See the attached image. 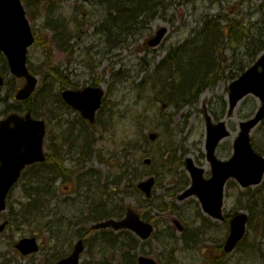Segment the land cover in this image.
<instances>
[{
	"label": "rangeland",
	"instance_id": "obj_1",
	"mask_svg": "<svg viewBox=\"0 0 264 264\" xmlns=\"http://www.w3.org/2000/svg\"><path fill=\"white\" fill-rule=\"evenodd\" d=\"M83 2L84 0H35V9L31 11L33 18L30 20L31 27L39 37L42 36V41L30 48L28 62L31 63V73L39 77L40 85L28 106L34 109L32 111L34 118L43 119L47 124L45 151L49 157L56 158L60 154L61 160L65 156L67 161L64 165L68 168L64 170H70L66 172L67 175L85 169L88 178H85L84 183L80 182L81 186L87 182H94L96 178L100 179L101 183H97L85 197H80L81 191L77 193L75 183L72 185L71 182L62 179L60 185L62 190L57 193V199L41 214L42 220H38L34 216H19L20 204L28 202L25 194L33 180V170L26 172L10 194L8 211L0 215V223L10 219L13 221L9 230L0 239V264H52L57 257L66 256L71 251L69 245L75 243L73 240L76 232L83 228L82 225L76 224L79 223V220H76L78 216L83 214L86 217L88 213L94 212L93 204L97 203L100 196L106 197L105 185L118 173L129 168L128 180L147 174L148 169L140 163L144 154L153 157L154 171L158 172H162L164 167L161 166V159H166L167 154L171 160L175 158L169 167L174 168L178 181L179 174L188 175L184 163L187 158H192L198 166L207 169L208 175L211 165L206 160L204 150L207 134L206 113L214 122L218 119L228 122L232 134L217 150L219 158L227 159L231 154L232 142L238 135L240 123L259 109L258 99L247 96L238 105L235 113L229 116L227 96L231 82L229 73L233 65L234 69L238 70V63L241 60L244 63L251 62L253 46L257 45L258 38L264 37L262 32L264 0H171L166 9L159 11L144 28L135 27L133 31L117 37L112 44L110 42L114 32L103 34L99 25L92 26L90 22L93 19L100 21L98 12L104 18L102 10L95 7L87 8ZM211 16L221 21L219 23L221 27L239 22L240 29L248 38L237 43L222 39L223 44L219 51L222 55H227L228 62L221 67L223 71L214 84L204 86L189 102L177 108L171 101L154 100L151 81H157L159 75L165 76L169 69L172 73L175 71V66L173 70L170 67L166 68L169 56L177 50H183L193 40H198L202 34V21ZM54 18L64 22L66 26L64 37H67L64 39H67L73 48L72 53L60 50L58 44H55L54 31L45 27V20L47 22L48 19L55 20ZM161 27H168L167 38L156 49L148 47V40ZM202 39L203 36L200 44ZM52 69L58 72L59 78L63 75L61 78L64 85L73 84L79 88L94 85L104 88L106 97L98 116L100 123L107 124L103 132L100 127L94 132L87 126L86 121L81 120L78 113L62 103L59 94L63 83L51 77L47 78V72ZM0 73L8 77V85L0 90V115L6 112H19L25 115L27 104L14 103L8 97L24 86V81L9 75L1 56ZM171 82L179 84L175 80ZM149 132L160 135L159 140L147 142ZM83 134L90 136L93 141L96 140L91 148V154L84 161L83 156L80 158L77 156L82 151L80 145L83 143L81 139ZM251 140L264 153V122L253 131ZM91 170L92 174L89 173ZM172 182L169 178L158 179L152 197L153 206L141 209L138 208L136 201L138 198L143 201L142 195H136V199L126 198L128 193L126 181L118 185V188L110 185L109 189L112 195L116 194L113 190L117 193L122 191L120 196H125L123 205L131 204L141 213H146L145 217L156 223L160 237L171 242L169 244L171 246L167 247L157 242L151 243L146 247L149 256L157 260L158 256H161L164 264H216V260L214 262L212 260L214 248L227 234L223 224L220 223L216 227L218 228L216 240L208 246L201 247L199 252L192 251L189 247H185L184 250L183 244L178 242L180 233H175L172 228L169 229L176 236L172 238L167 234L169 229L165 227L171 224L170 220L173 218L181 220L177 211L184 219L194 220L195 214L199 211L198 201L191 200L186 204H180L168 195L174 187ZM65 200L75 202L65 205ZM164 201L166 206L171 203L174 207L164 212L155 207L162 206ZM255 201L259 209L263 210L264 186L246 193L232 183L226 192L225 209L229 214L234 211L250 213V207ZM196 221L200 222L199 219ZM82 224L86 228H90L91 225ZM248 230L243 244L227 258L223 257L222 264H264V220L254 218ZM90 231L84 234L87 235V239ZM32 236L39 239L41 251L25 257L16 250L15 244L21 238ZM94 236V233L91 234V240ZM132 245L136 244L133 242ZM134 254L137 257L140 252H132L131 256ZM170 254L175 257L173 263L169 260ZM95 255L97 252L93 248H88L82 256L81 264H91Z\"/></svg>",
	"mask_w": 264,
	"mask_h": 264
},
{
	"label": "water",
	"instance_id": "obj_2",
	"mask_svg": "<svg viewBox=\"0 0 264 264\" xmlns=\"http://www.w3.org/2000/svg\"><path fill=\"white\" fill-rule=\"evenodd\" d=\"M166 29H161L157 33L155 40L150 42L151 46H156L166 34ZM30 22L26 18L25 9L21 0H0V51L6 53L12 74L18 77H26L25 87L17 94L18 100H26L35 91L38 80L28 72L27 49L34 44ZM262 72H259V67ZM4 78L0 76V87L3 86ZM253 92L263 101V107L255 120L248 124H243V133L237 141L235 156L226 163L216 161L213 152L217 142L227 136L225 125L220 124L209 127V158L213 165V178L207 182L202 180L203 170L193 166L191 160L188 161L189 170L194 177V186L188 190L180 199H184L193 194H198L203 202V208L213 217L219 218L223 203V190L229 178H236L243 186L248 187L262 182L264 176V158L257 155L252 150L249 142V130L256 126L264 117V56L257 62V65L246 72L243 77L231 86V109L248 93ZM64 97L69 105L74 106L81 112V116L93 123L95 113L101 107L103 92L100 89H85L81 92H64ZM13 125V126H12ZM45 134L44 122L35 121L30 113L25 118L17 114L11 115L0 123V212L6 210L5 200L10 189L18 181L22 170L30 164L38 163L45 159L43 150V137ZM151 140H156V134H149ZM144 163L150 164L151 159H145ZM154 179L141 182L138 186L148 197L152 195ZM126 218L120 221L109 220L98 223L95 229L113 227L116 231L120 229L133 230L142 239H148L153 232V227L149 223L141 222L138 214L128 211ZM248 219L245 214L238 215L232 219L231 235L225 246V252H231L243 238L246 232ZM7 223L0 225V236ZM19 251L25 255L38 252L37 240L22 239L17 245ZM74 252L55 264H79L80 255L84 252V243L79 241ZM139 264H156L154 261L144 257L140 258Z\"/></svg>",
	"mask_w": 264,
	"mask_h": 264
},
{
	"label": "trees",
	"instance_id": "obj_3",
	"mask_svg": "<svg viewBox=\"0 0 264 264\" xmlns=\"http://www.w3.org/2000/svg\"><path fill=\"white\" fill-rule=\"evenodd\" d=\"M171 0H85L84 5L88 8L91 6L95 7L96 9H101L104 15V18L98 12V16L101 18L100 21L96 20L90 22L94 25L100 26V29L103 30L105 33L114 32L120 34H125L134 30L135 25L138 22H141L142 28L148 23L151 22L153 18L158 14L159 11H164ZM81 9V8H80ZM32 17V15H31ZM47 18H52L47 16ZM46 18V19H47ZM55 19V18H54ZM61 21V22H60ZM205 26H209L211 28L206 29V33H211L204 38L203 44L200 47L197 44H190L185 47L186 54L184 57H189L188 59L191 62L188 67H185L186 75L185 78L187 79L186 82V95L189 98V95H192L196 91V84L199 83V86L204 82V79L199 78L198 76H194L196 69H198L199 76H209L213 77L217 73V65L218 59L215 55V51L220 45L219 41L222 36V29L220 26H216L214 23L218 21L216 19H212L211 22L204 21ZM46 26L52 28L55 34V42L59 44V47L63 50L68 51V40L64 39V32L66 30V26L64 22L60 19H48L47 22L45 21ZM232 29V27H231ZM231 29L227 28V31H230V37L232 36ZM58 37V38H57ZM42 36L38 37V42L42 41ZM256 49L255 52H257ZM204 64V67H203ZM52 76L58 77V72L55 70L49 71ZM179 93H174L173 89L166 90L165 96H162V100L172 101L174 104H178L181 102L182 96ZM183 98H185L183 96ZM44 164L35 165L32 167L33 171H36L35 177L37 178L36 181L30 183L28 191V202L27 204H22V211L24 217H31L34 216L38 220H42L41 214L48 208L46 202V183H44L43 175L44 172L42 171ZM117 177V176H115ZM123 206H119V210L117 212L106 214L108 208L105 210L103 209L101 213L97 215H91L87 217L85 223L87 222H98L101 220L109 219L110 217H119L122 216ZM253 211L256 209V204H252L250 207ZM264 213V212H262ZM82 222V221H81ZM79 222V223H81ZM91 232V231H90ZM92 233V232H91ZM90 233V234H91ZM104 236V245L103 250L101 248L102 243L98 244L97 237L94 236V240L91 238L87 241V245L89 248L91 247H99L101 250L99 253L93 258L95 260L103 259V256L107 257L108 255H115V260L110 261V263L99 262L96 264H135L136 257L131 253L135 250L136 245L133 246L132 243L138 244V240H136L132 234H129L126 231H121L120 234L114 235L111 232L107 233L106 231L102 232ZM87 234V233H85ZM134 239L136 241H134ZM93 242V243H91ZM99 255V258H98Z\"/></svg>",
	"mask_w": 264,
	"mask_h": 264
},
{
	"label": "flooded vegetation",
	"instance_id": "obj_4",
	"mask_svg": "<svg viewBox=\"0 0 264 264\" xmlns=\"http://www.w3.org/2000/svg\"><path fill=\"white\" fill-rule=\"evenodd\" d=\"M64 169L65 168H62V169H59V176L57 177V179H50V178H48L47 179V181H48V183H50L49 185H52V184H54V186H56V187H59L62 183H61V175H62V173H63V171H64ZM53 182V183H52ZM60 190H62V186L60 187ZM50 198H51V200H50V203H52L54 200H56L57 198H56V196L54 195V194H51V196H50ZM222 220L225 222V224L226 225H229V223H230V219H229V217H227V215H223V218H222ZM181 229L183 230L184 229V227L181 225ZM211 229V226L209 225L208 226V230H205L206 232H209V230Z\"/></svg>",
	"mask_w": 264,
	"mask_h": 264
},
{
	"label": "bare ground",
	"instance_id": "obj_5",
	"mask_svg": "<svg viewBox=\"0 0 264 264\" xmlns=\"http://www.w3.org/2000/svg\"><path fill=\"white\" fill-rule=\"evenodd\" d=\"M141 26H142V24H141V22H138L136 25H135V27H140L141 28ZM123 34H118V33H115L114 34V36H113V38L111 39V42H110V44H112V42H114V40L117 38V37H120V36H122ZM203 67H204V64H203Z\"/></svg>",
	"mask_w": 264,
	"mask_h": 264
}]
</instances>
